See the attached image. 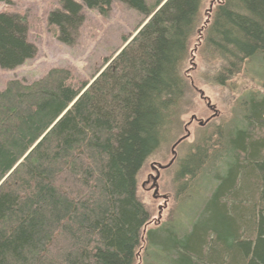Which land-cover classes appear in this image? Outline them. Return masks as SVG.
Instances as JSON below:
<instances>
[{
    "label": "trees",
    "instance_id": "1",
    "mask_svg": "<svg viewBox=\"0 0 264 264\" xmlns=\"http://www.w3.org/2000/svg\"><path fill=\"white\" fill-rule=\"evenodd\" d=\"M79 1L59 0L48 16L63 44L83 7L105 15L111 5ZM116 1L144 19L90 82L54 68L0 91V264H137L150 216L136 177L174 137L195 91L184 74L192 52L212 63L216 85L250 69L264 88V0H213L205 21V0ZM26 32L24 18L0 14V69L35 56ZM237 104L233 128L198 143L180 165V182L215 165L224 175L214 178L209 220L174 239L166 264H264V96L246 92Z\"/></svg>",
    "mask_w": 264,
    "mask_h": 264
},
{
    "label": "rangeland",
    "instance_id": "2",
    "mask_svg": "<svg viewBox=\"0 0 264 264\" xmlns=\"http://www.w3.org/2000/svg\"><path fill=\"white\" fill-rule=\"evenodd\" d=\"M73 1L80 4L79 0ZM110 1L105 15L83 7L81 25L74 33L68 32L69 45L63 44L56 27L48 24L49 14L61 10L59 0H6L0 3V14L25 19L26 39L35 49V56L21 66L12 70L0 69V91L8 81L29 84L54 68L70 71L75 84L90 82L105 59L121 47L122 38L134 35L144 19L116 0ZM156 1L145 0L148 8L153 7ZM211 1L205 0L203 3V21ZM192 43L191 50L197 45L196 40ZM192 56V66L187 63L184 74L195 91L191 92L188 103L184 104L185 111L179 119L174 137H170L145 161L136 177L137 199L150 216V222L141 234L137 264L170 263L171 258L168 260L167 253L173 252L175 259L174 239L177 238L179 242L189 237L194 226L203 228L205 221L209 220V197L218 184L215 185L214 178H221L224 173L220 171V165H215L218 170L211 175L200 177L199 174L195 181L180 182L177 180L180 165L198 143L208 140L213 144L220 129L233 128L237 123L239 108L244 107L237 104L238 98L240 102L241 96L250 91L264 96L262 79L252 78L250 69V73L243 72L225 86H219L212 81V63L203 62L197 51H193ZM179 140L181 142L174 145ZM249 184L246 186L251 195L253 191ZM248 191H243L240 198L247 197Z\"/></svg>",
    "mask_w": 264,
    "mask_h": 264
},
{
    "label": "water",
    "instance_id": "3",
    "mask_svg": "<svg viewBox=\"0 0 264 264\" xmlns=\"http://www.w3.org/2000/svg\"><path fill=\"white\" fill-rule=\"evenodd\" d=\"M201 125V124H200ZM181 142V140H179L178 142H176L174 145H177L178 143H180Z\"/></svg>",
    "mask_w": 264,
    "mask_h": 264
}]
</instances>
